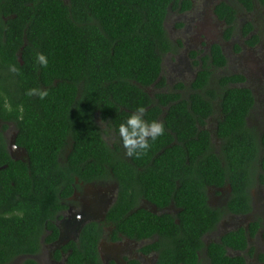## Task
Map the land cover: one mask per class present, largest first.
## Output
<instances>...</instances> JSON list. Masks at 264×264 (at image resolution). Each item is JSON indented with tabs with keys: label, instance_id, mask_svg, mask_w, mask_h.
<instances>
[{
	"label": "trees",
	"instance_id": "obj_1",
	"mask_svg": "<svg viewBox=\"0 0 264 264\" xmlns=\"http://www.w3.org/2000/svg\"><path fill=\"white\" fill-rule=\"evenodd\" d=\"M254 1L264 9V0H235L246 12ZM190 7L189 0H0V117L15 125V144L26 153V161H14L0 137V166H6L0 170V264L37 255L42 238L57 240L54 220L75 182L102 180L117 184L104 216L114 227L113 240L154 239L142 248L156 255L154 264H200L204 249L209 264H245L227 250L245 251L258 221L208 246L202 241L224 213L248 214L249 190L264 186V132L247 124L254 98L240 86L244 77L214 78L213 71L226 65L214 44L188 87L146 92L165 87L162 56L174 48L164 30L168 11ZM214 14L229 38L236 11L220 3ZM251 33L245 25L243 34L254 45ZM37 52L48 58L46 67L36 62ZM29 89L47 96H29ZM138 107L146 121L162 123L164 133L139 157H128L117 128ZM215 111L217 152L206 128ZM97 119L115 135L113 144L104 140ZM226 185L224 209L210 208L206 189ZM141 199L158 209L173 205L178 213L153 214L138 207ZM102 233L99 224H85L76 244L61 247L65 264H98Z\"/></svg>",
	"mask_w": 264,
	"mask_h": 264
},
{
	"label": "rangeland",
	"instance_id": "obj_2",
	"mask_svg": "<svg viewBox=\"0 0 264 264\" xmlns=\"http://www.w3.org/2000/svg\"><path fill=\"white\" fill-rule=\"evenodd\" d=\"M65 4L68 0H62ZM191 7L188 11L179 12L170 9L164 21V30L168 40L174 45L171 52L162 56L161 76L165 81V87L157 90L154 87L147 88L146 92L153 96L158 92H168L177 83L188 87L199 69V60L207 56L212 45H219L226 59V65L213 71L214 78L228 75H241L245 81L241 87L249 89L254 98V107L248 117L247 124L257 133L264 132V9L254 1L251 12L244 11L235 0H189ZM220 3L230 5L236 11V21L229 38L225 36V25L214 14V8ZM251 24L252 33L257 37L254 45H249L250 37L243 34L245 25ZM215 111L208 120L206 128L209 130L215 152H217L218 140L215 138V125L218 119ZM104 131V139L108 144H113L116 137L106 131L104 124L100 123ZM15 131L10 129L5 136L8 152L14 159L26 161V155L21 149L14 146ZM69 152V150H68ZM67 153V152H66ZM67 155V154H66ZM113 182L95 183L93 187L77 185L76 195L71 201V208L66 218L59 225L62 239H71L76 235V229L88 220L102 218L107 210L110 187ZM255 185V184H254ZM257 185V184H256ZM225 188L217 192L210 191L209 203L213 209L222 210L227 201ZM216 191V190H215ZM252 200L256 206L255 211L248 217H232L224 215L215 227L213 233L203 238V244L217 242L224 234L239 228H248L250 224L260 221L261 228L253 236H248L249 253H239L247 258V264H264V188L253 186L251 189ZM248 230V229H247ZM60 246V245H59ZM58 246V248H59ZM139 246V245H138ZM55 244L42 246L37 255L38 264H64L52 260L53 251L58 249ZM101 257L105 261H113L116 264H125L128 255L135 254L136 249L131 244H108L101 242L99 248ZM138 252V251H137ZM231 256L232 254L229 253ZM237 255V254H236ZM25 258H20L12 264H21ZM200 264H209L205 249L199 253ZM152 264L151 257L145 259Z\"/></svg>",
	"mask_w": 264,
	"mask_h": 264
},
{
	"label": "flooded vegetation",
	"instance_id": "obj_3",
	"mask_svg": "<svg viewBox=\"0 0 264 264\" xmlns=\"http://www.w3.org/2000/svg\"><path fill=\"white\" fill-rule=\"evenodd\" d=\"M210 50V49H209ZM198 66H200V61H199V65ZM245 81V80H244ZM251 113V112H250ZM250 115V114H249ZM6 116L4 115V116H1L0 117V137H1V139L4 141V145H5V148H6V151H7V153H8V155H9V152H8V146H7V142H6V140H5V136L8 134V132L10 131V129H13L14 131H15V138H14V146L17 148V149H21L22 150V152H24V150L22 149V148H20L19 146H17L16 144H15V139H16V134H17V131H16V129H15V125L12 123V122H8V121H6V120H4L3 118H5ZM248 120V119H247ZM96 123H97V125L100 127V123L101 124H103L99 119H97L96 120ZM105 125V124H104ZM105 128L107 129L106 131H108V128H107V126L105 125ZM100 129L101 130H103L101 127H100ZM108 132H110V131H108ZM113 136H115L112 132H110ZM260 135V134H259ZM104 136V135H103ZM105 140V139H104ZM67 152V153H66ZM25 153V152H24ZM66 154H68V147L66 148V151H65V153H64V157H66ZM25 155H26V153H25ZM10 156V155H9ZM11 157V156H10ZM12 159L14 160V161H22V160H18V159H14L13 157H12ZM6 166L5 165H2V166H0V170H2V169H4ZM108 182H113L112 183V187H110V189H111V191H110V194L111 195H109V199L107 200V203H108V207H107V210L111 207V205L115 202V199H116V196H117V184H116V182H114V181H111V180H106V181H104V180H102V181H97V182H95V181H93V182H90V183H81V182H78V181H76L75 182V184H76V187L74 188V190H73V193H72V195L66 200V202L63 204L64 206H65V208H64V210L63 211H61L59 214H58V216L55 218V220H54V224H55V226L57 227V229H58V232H59V225H60V223L62 222V220H63V218H66L67 216H68V214H69V216L68 217H70V212H69V210H70V208H71V201H72V199H73V197L76 195V189H77V185L78 184H81V185H88V186H90V187H93L94 186V184L95 183H108ZM254 186H261V187H263L264 188V186H262L261 184H259V183H257V185L255 184ZM226 186H224V187H222V188H220V189H214V188H211V187H209V188H207L206 189V198H207V200H206V202H207V205L210 207V208H212L211 206H210V203H209V193H210V191H212V193L213 192H217V191H219V190H222L223 188H225ZM228 187V186H227ZM253 188V187H252ZM251 188V189H252ZM251 189L249 190V198H250V206H251V211L248 213V214H246V215H242V216H236V215H232V214H229V213H224V215H229V216H232V217H248V216H250L254 211H255V209H256V206H255V204H254V202H253V200H252V192H251ZM216 190V191H215ZM227 196L229 197L230 196V188L228 187V190H227ZM229 199V198H228ZM138 207L139 208H142V209H144V210H147V211H149V212H151V213H153V214H156V215H160V214H163V213H167V214H170V215H172V216H175L177 213H178V211L174 208V206L173 205H169V206H167V207H164V208H161V209H158V208H156L155 206H153V205H151L150 203H148L147 201H145L144 199H141L140 200V202H139V205H138ZM213 209V208H212ZM224 209V208H223ZM222 209V210H223ZM106 210V211H107ZM106 211H105V213H104V215H103V217L102 218H99V219H95V220H90V221H87V222H84V223H82L81 225H80V227H78L77 229H76V235L75 236H73L71 239H68L64 244H62V245H60L59 246V248L57 249V250H55V251H53V253H52V260L53 261H55L56 263H58V261H62L64 264H65V259H66V254H64L62 251H61V247L62 246H64V245H66V244H69V243H71V242H73V243H77V241H78V237H79V234H80V231L82 230V228H83V226L85 225V224H87V223H90V222H94V223H97V224H99L100 225V227H101V229H102V234L100 235V238H99V240H98V242H97V245H96V250H97V255H98V259H99V263L98 264H116V263H114L113 261H105L102 257H101V255H100V252H99V248H100V246H101V242L103 243V242H105V243H108V244H117V245H121V244H131L132 245V247L133 248H135L136 249V252H135V254H131V255H128L127 257L128 258H126L125 259V264H128L129 262H131V261H134V262H137V264H148L147 263V261H145V259L146 258H148V257H151V260H153V263L152 264H154L155 263V260H156V255L154 254V253H151V254H145V253H143L142 252V248L144 247V246H146V245H148V244H150V243H152V241L154 240H141V241H136V240H133V239H129V238H126V237H122V236H120V235H117V238L118 239H116V240H113L112 239V234H113V230H114V227L111 225V224H109V225H106L105 224V214H106ZM63 216V218H61ZM223 218V217H222ZM222 220V219H221ZM220 220V221H221ZM219 221V222H220ZM218 222V223H219ZM258 227H257V230L254 232V234L255 233H257V231H259L260 230V228H261V222L260 221H258ZM218 225V224H217ZM216 225V226H217ZM245 231H248L247 229V227L246 228H243ZM215 230V229H214ZM213 230V231H214ZM235 230H237V229H235ZM213 231L212 232H210V233H208V234H211V233H213ZM208 234H206V235H208ZM253 234V235H254ZM206 235H204V237L206 236ZM203 237V238H204ZM58 238H59V233H58ZM58 238H57V240H58ZM203 238H202V241H203ZM57 240H54L53 242H51V243H46L45 242V239L44 238H42L41 239V241H40V250H41V245L42 246H44V247H46V246H50V245H52V244H55L56 243V241ZM210 244V243H209ZM208 244V245H209ZM247 244H248V237H247ZM139 245V246H138ZM208 245H205V246H208ZM138 251V252H137ZM248 252L249 253V251L246 249L245 251H243V252ZM59 253V255H58V257H59V259H57L56 258V254L55 253ZM68 253H70V251L68 250V252H67V254ZM229 253H231L232 255L231 256H235L236 254V256H239L240 254L239 253H242V252H234V251H230V250H227V255H229ZM37 255H39V253L37 254ZM37 255H34V256H23V257H19V258H17L15 261H17L18 259H20V258H25V259H32V260H34L35 262H36V258H37ZM230 256V255H229ZM242 257L244 258V262H245V264H247V258L248 257H245V256H243L242 255ZM22 260H24V259H22ZM198 260L200 261V259H199V255H198ZM260 260H264V258H261ZM38 264V263H37ZM83 264H88V263H83ZM150 264V263H149Z\"/></svg>",
	"mask_w": 264,
	"mask_h": 264
},
{
	"label": "clouds",
	"instance_id": "obj_4",
	"mask_svg": "<svg viewBox=\"0 0 264 264\" xmlns=\"http://www.w3.org/2000/svg\"><path fill=\"white\" fill-rule=\"evenodd\" d=\"M35 60L41 67H46L48 58L37 52ZM11 72H16L15 66H10ZM29 96L36 95L40 99L47 96V92L38 89H29L26 93ZM144 108L138 107L134 112L127 115L124 122L119 124L117 133L120 137L122 147L125 150V155L139 157L149 148V140L155 141L157 137L164 133V126L158 121H146L144 119Z\"/></svg>",
	"mask_w": 264,
	"mask_h": 264
},
{
	"label": "water",
	"instance_id": "obj_5",
	"mask_svg": "<svg viewBox=\"0 0 264 264\" xmlns=\"http://www.w3.org/2000/svg\"><path fill=\"white\" fill-rule=\"evenodd\" d=\"M12 158V157H11ZM105 213V212H104ZM103 217V216H102ZM88 221H90V220H88ZM85 222H87V221H85ZM84 223V222H83ZM61 232H60V230H59V238H58V240L56 241V243H55V245L57 246V248H58V246L59 245H62V244H64L67 240L66 239H62V237H61Z\"/></svg>",
	"mask_w": 264,
	"mask_h": 264
}]
</instances>
